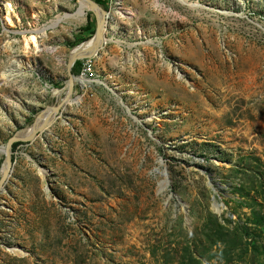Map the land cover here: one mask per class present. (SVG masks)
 <instances>
[{
    "label": "rangeland",
    "instance_id": "obj_1",
    "mask_svg": "<svg viewBox=\"0 0 264 264\" xmlns=\"http://www.w3.org/2000/svg\"><path fill=\"white\" fill-rule=\"evenodd\" d=\"M108 2V41L82 63L92 84L12 148L0 264H264V0ZM81 11L0 0V179L9 139L95 48Z\"/></svg>",
    "mask_w": 264,
    "mask_h": 264
},
{
    "label": "water",
    "instance_id": "obj_2",
    "mask_svg": "<svg viewBox=\"0 0 264 264\" xmlns=\"http://www.w3.org/2000/svg\"><path fill=\"white\" fill-rule=\"evenodd\" d=\"M80 1V0H78ZM85 1L87 4H89V6L94 9L95 11H100L103 8L97 4L96 2H94L93 0H83ZM104 14L107 15V22L106 24L102 23L98 17H96V35L97 37L100 38V43L99 46L94 50V52L87 57H74L71 56L70 60H69V64H68V84L66 87V95L64 97L63 100H61V102L54 108L50 109L53 113V116L55 118V120L57 121L58 117L62 116V114L65 112V110L67 109L68 105L70 104V102L73 101V98L75 96V88L78 85V79L73 76L72 72L74 71L76 65L78 63H83L84 61H90L92 59H95L99 52L105 47L106 42L108 41L107 36H108V32H109V24H110V14L106 11H104ZM46 112V111H45ZM44 112V113H45ZM44 113L42 115H44ZM42 115L40 117H42ZM49 118H47L45 120V122L43 123V125L41 126H37V121L35 122L34 125H32V127L28 130H30L31 132L26 135L25 137L21 135L15 136L11 139H9V141L7 142L6 147L4 148V150L2 151V153L4 154V163L2 165V169H1V179H0V193L4 191L6 185L8 184L13 170H14V163L12 160V148L15 144H19V143H31L33 141H35L37 139V137L39 135H41L42 133H44L47 130V126L49 125Z\"/></svg>",
    "mask_w": 264,
    "mask_h": 264
},
{
    "label": "bare ground",
    "instance_id": "obj_3",
    "mask_svg": "<svg viewBox=\"0 0 264 264\" xmlns=\"http://www.w3.org/2000/svg\"><path fill=\"white\" fill-rule=\"evenodd\" d=\"M80 2V4H81V7H82V11H81V14L78 16V17H76L77 19H80V20H85L86 19V11H90V12H92L96 17H98L99 18V20L102 22V23H104V24H106V18H107V15L106 14H104V10H100V11H95L94 9H92L90 6H89V4H87L85 1H83V0H80L79 1ZM12 10H13V7L12 6H10V5H6L5 6V12H6V21H7V24H10L11 25V22H10V19H11V14H12ZM75 17H72V18H75ZM57 26V25H56ZM95 38H96V40H95ZM37 37H35V36H31L30 38H29V40H27V43H25L24 44V50L25 51H27V50H31L32 48L33 49H35V50H40L41 49V47L39 46V43H37ZM95 40V48L93 49V50H87V51H79V52H75V53H72L71 54V56H74V57H77V58H79V57H87V56H90L93 52H94V50L99 46V43H100V38L99 37H97V35H95L94 37H93V39H91L90 41H88L87 43H89V42H93ZM87 43H85V44H83V45H81L80 47H83V46H86L87 45ZM71 58V57H70ZM89 64H90V62H89ZM7 73H4L3 74V76L4 75H6ZM78 83H80L82 86H87V85H89V83L88 82H86L85 80H81V79H79L78 81H77ZM56 97V96H55ZM49 113H52V111L51 110H48L47 112H45L44 113V115H42V117H40V119H39V121L37 122V126H41V125H43V123L45 122V120L47 119V118H49V125L51 124V123H53L54 121H56L55 120V118L53 117L52 119L49 117ZM53 114V113H52ZM48 125V126H49ZM47 126V127H48ZM31 131L30 130H26L25 132H24V134H22V136H26V135H28L29 133H30ZM46 173V172H45ZM166 182V181H165ZM164 187H166L165 186V183H162L161 184V189L163 190L164 189Z\"/></svg>",
    "mask_w": 264,
    "mask_h": 264
},
{
    "label": "trees",
    "instance_id": "obj_4",
    "mask_svg": "<svg viewBox=\"0 0 264 264\" xmlns=\"http://www.w3.org/2000/svg\"><path fill=\"white\" fill-rule=\"evenodd\" d=\"M94 2H96L97 4H99L100 6L104 7L105 9H108L107 6L109 4L108 0H93ZM88 32H92L91 35H95L96 34V23L89 27ZM82 71V63H78L74 69V71L72 72L73 76H80ZM19 144H15L13 146V150H15V148L18 146ZM253 219H252V223L255 224L256 226H264V216L261 215V213L259 212H253ZM248 239L250 238V235L248 234Z\"/></svg>",
    "mask_w": 264,
    "mask_h": 264
},
{
    "label": "built area",
    "instance_id": "obj_5",
    "mask_svg": "<svg viewBox=\"0 0 264 264\" xmlns=\"http://www.w3.org/2000/svg\"><path fill=\"white\" fill-rule=\"evenodd\" d=\"M80 79L85 80L86 82H89L92 84L93 77L91 74V64H83L82 65V71L80 74ZM79 80V79H78ZM82 88H85L84 86Z\"/></svg>",
    "mask_w": 264,
    "mask_h": 264
},
{
    "label": "crops",
    "instance_id": "obj_6",
    "mask_svg": "<svg viewBox=\"0 0 264 264\" xmlns=\"http://www.w3.org/2000/svg\"><path fill=\"white\" fill-rule=\"evenodd\" d=\"M77 92V91H76ZM78 93V92H77Z\"/></svg>",
    "mask_w": 264,
    "mask_h": 264
}]
</instances>
